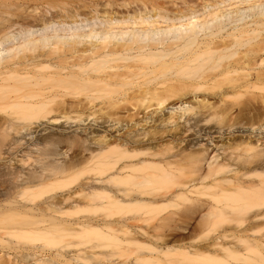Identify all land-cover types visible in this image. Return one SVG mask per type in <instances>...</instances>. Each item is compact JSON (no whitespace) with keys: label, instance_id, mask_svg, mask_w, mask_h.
Instances as JSON below:
<instances>
[{"label":"bare ground","instance_id":"1","mask_svg":"<svg viewBox=\"0 0 264 264\" xmlns=\"http://www.w3.org/2000/svg\"><path fill=\"white\" fill-rule=\"evenodd\" d=\"M0 121L29 264H264V0H0Z\"/></svg>","mask_w":264,"mask_h":264},{"label":"rangeland","instance_id":"2","mask_svg":"<svg viewBox=\"0 0 264 264\" xmlns=\"http://www.w3.org/2000/svg\"><path fill=\"white\" fill-rule=\"evenodd\" d=\"M0 147L4 144H8L12 140L13 130L7 128V121H0ZM3 129V130H2ZM61 138L54 136L50 140V144L44 146V143L38 144L39 150H33L23 158L24 171L28 172V169H32L34 166L38 167L44 162L45 154L53 149L51 143H56ZM31 141H37L32 139ZM64 149V148H63ZM72 153V152H71ZM5 161V159H4ZM12 169H18L19 167L15 164L11 166ZM13 170L8 167L0 168V209L4 204V200L7 195H9L10 187L14 181ZM39 200V199H38ZM37 201V200H36ZM18 245V241L10 236H5L0 233V264H29L30 254L27 250H15V246Z\"/></svg>","mask_w":264,"mask_h":264}]
</instances>
